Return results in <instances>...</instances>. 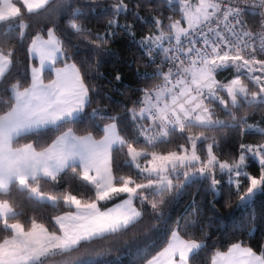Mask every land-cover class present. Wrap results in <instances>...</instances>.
Listing matches in <instances>:
<instances>
[{
	"label": "snow or ice",
	"instance_id": "1",
	"mask_svg": "<svg viewBox=\"0 0 264 264\" xmlns=\"http://www.w3.org/2000/svg\"><path fill=\"white\" fill-rule=\"evenodd\" d=\"M66 2V0H65ZM171 5L173 0H165ZM181 12L180 20L168 18L169 23H151L159 34L145 36L137 41L146 55L158 49L164 60L155 73L145 74L143 79L161 83L142 89L139 107L127 109L129 116L121 118L92 108L89 86L85 82L90 65L85 63L84 72L67 51L64 40L55 27L47 30V39L37 33L30 42L28 52L38 59L39 66H31V82L23 86L19 80L12 82L15 50L0 41V92H10L11 104L0 115V264H49L50 258L62 257L63 264H76L81 255L93 253L90 246L97 240H110L132 234L144 223L146 214L163 219L160 205L163 197L195 181L208 182L213 194L220 195L217 173L228 177L227 183L234 188L241 204L246 207L258 193L264 194V144L240 145L237 160H220L213 151L217 141L205 132L230 127L241 134L260 133L264 128L248 125L247 119L239 120L233 109L264 107V30L253 32L250 20L259 18L264 29V0H176ZM28 14L55 16L62 6L60 0H0V35L11 38L14 31L23 40L28 25L23 22L21 6ZM128 12L124 0H118L112 15L107 36L93 34L77 23L80 13H74L68 25L74 34L97 47L106 44L117 30L131 36L128 27L118 24L117 17ZM136 18L142 20L137 14ZM147 23V22H146ZM167 43V47H165ZM63 67H56L57 62ZM155 64V61H152ZM258 66V67H257ZM166 67L167 71L163 68ZM234 67L238 75L227 83L216 79L219 71ZM45 69L55 78L45 83ZM253 81L258 91H249L244 79ZM120 80V76H116ZM229 98L225 100L224 95ZM222 106L234 121L228 125L214 119L213 105ZM91 109L85 113V109ZM86 117L102 132L96 140L91 133L77 135L71 125ZM97 121H104L103 127ZM243 125H247L245 129ZM124 134H121V127ZM192 129H198L194 134ZM129 132L131 135L129 136ZM183 134L186 144L178 151L161 153L160 146L170 143L169 137ZM35 134L44 139L54 135L46 146L18 144V138ZM210 141V142H209ZM205 150L202 159L197 144ZM218 146V145H217ZM126 156L125 164L137 170L136 178L113 171V153ZM260 166L259 177L246 171V157ZM143 161V162H141ZM243 177L249 184L241 191ZM65 187L56 188L60 180ZM71 181H77L72 191ZM183 181L184 183H180ZM42 184L47 187H42ZM13 191L25 194L35 204L49 205L58 210L63 204L69 210L52 217V230L32 218L26 228L21 223L22 212H17L10 202ZM89 192L87 198L84 193ZM126 194L114 207L102 211L101 201H112ZM150 207V212L148 209ZM195 213V208L193 207ZM196 221H177L168 246L145 264H197L204 245L196 239H183L180 231H188ZM91 264V261H81ZM211 264H264V252L257 254L251 247L233 244L226 253L217 252Z\"/></svg>",
	"mask_w": 264,
	"mask_h": 264
},
{
	"label": "trees",
	"instance_id": "2",
	"mask_svg": "<svg viewBox=\"0 0 264 264\" xmlns=\"http://www.w3.org/2000/svg\"><path fill=\"white\" fill-rule=\"evenodd\" d=\"M117 2L118 0H66V2L60 0L62 6L55 16H52L51 13L43 16L28 14L23 6L19 5L24 18L23 22L28 25V28L24 30L23 40L17 36L16 31L10 34L11 38L0 35V41L6 39L5 47L15 50L12 82L19 80L23 86L30 85L29 69L31 66H37V61L31 58L28 52L31 39L37 33L46 37L47 30L55 27L57 35L64 40L65 45H71L67 47V51L72 57L69 62L75 63L82 73L85 63L91 66L85 82L90 89L92 108L102 109L107 114L127 118L129 116L127 109L139 107L138 102L142 100L143 96L141 90L161 83L159 79H143L145 74L155 73L157 66L151 63L137 41L142 40L145 36L159 34V30L151 23L154 19L160 20L163 27L169 23V17L173 21L181 20L182 14L175 1L168 5L165 0H124L128 12L116 19L118 24L128 27L133 35L130 36L124 30H117L106 44H101L99 47L91 42V38L85 39L77 36L69 28L68 22L73 18V14L80 13L82 15L77 19V23L90 30L93 37L96 35L107 36L110 30L109 21L113 17L111 14L105 16L103 13L105 10L110 13L112 6ZM137 14L142 20L136 18ZM260 59L264 60V56ZM56 67H63V63L58 61ZM117 75L120 76V80L116 79ZM226 75L228 77L224 83L234 77L233 68L219 71L216 79H223ZM53 77V72L44 71L43 78L46 83ZM244 83L249 86V91H258L257 86L250 80L245 78ZM225 96L226 94H224ZM10 104V92H0V115L8 110ZM212 107L216 113L214 119L228 125L234 123L222 106L215 104ZM90 111L91 109H85L86 114ZM233 112L237 120L244 116L248 125H252L254 128H264V107L257 105L250 108L245 107L242 111L233 109ZM97 123L103 127L105 122L97 121ZM71 127L80 136L91 133L96 140L103 137L102 132L93 126L86 117L78 123H73ZM120 127L121 134H124L123 126ZM243 127L246 129L247 125H243ZM192 132L198 134L199 130L192 129ZM128 134L130 136L131 132ZM182 135L177 133L175 136L169 137L170 143L160 146L158 151L161 153L178 151L181 144H186V141L181 138ZM205 135L214 137L217 141L218 146L214 145L213 151L218 158L222 161L228 160L230 163L238 159L241 144L253 146L264 144V135L248 131L241 134L238 129L233 130L230 127L205 132ZM52 139H54V135L51 134L45 136L44 139H40L35 134H29L26 137L18 138V144L34 143L46 146ZM197 150L203 159L206 153L199 143ZM126 159L128 158L124 155L117 157L115 152L113 153L114 173L119 168L120 175L136 178L137 170L129 168L125 164ZM245 165L246 171L252 176L259 177L260 166L251 159L250 155L246 157ZM217 179L220 180V184L217 185L221 192L220 195L213 194L208 182L195 181L190 185H185L180 192L174 189L172 193L163 197L164 202L159 208L163 219L157 220L153 215L146 214L144 223L132 234L110 240L95 241L90 246V251L102 254L96 260L91 261V264H145L146 259H151L167 247L172 232L178 230L176 228L177 221L187 223L196 221V224L189 227L187 232L179 231L183 239H196L204 245L197 264H211L212 257L217 252H227L233 244L238 242L243 246L251 247L257 254L264 252V194L258 193L248 206L238 207L241 201L236 195L235 189L228 186V177L218 172ZM240 179L243 181L241 191H244L249 181L243 177ZM65 183V180L61 179L55 187L62 189L65 187ZM77 186V181H71L69 191L80 197L81 193L75 191ZM42 187L47 186L42 184ZM83 195L84 198H87L91 193L85 192ZM124 198H126V194L115 200L102 203L101 208L108 209ZM10 202L17 212L23 213L20 221L25 224L26 228L31 219L35 218L52 230V217L73 210L66 208L63 204L58 210H53L46 204H35L28 200L25 194L18 191H13ZM150 211L149 207L148 212ZM3 235L4 233L0 232V237Z\"/></svg>",
	"mask_w": 264,
	"mask_h": 264
},
{
	"label": "built area",
	"instance_id": "3",
	"mask_svg": "<svg viewBox=\"0 0 264 264\" xmlns=\"http://www.w3.org/2000/svg\"><path fill=\"white\" fill-rule=\"evenodd\" d=\"M249 27L251 28V30L254 33L258 32V31H261V30H264V29L261 28V25L259 23V18L258 17L257 18H253L252 20H250ZM165 47H167V43H165ZM147 56H148L149 60L151 61V63H152L153 60L155 61L154 65H156V66L160 65L161 61H163L165 59L163 54L158 49H153L151 55H147ZM261 57L262 56H257V59H260ZM163 70L167 71V68L164 67ZM227 77H228V75H226L223 79H220L219 81L224 83Z\"/></svg>",
	"mask_w": 264,
	"mask_h": 264
},
{
	"label": "rangeland",
	"instance_id": "4",
	"mask_svg": "<svg viewBox=\"0 0 264 264\" xmlns=\"http://www.w3.org/2000/svg\"><path fill=\"white\" fill-rule=\"evenodd\" d=\"M173 1H175V0H173ZM181 21V24L182 25H184V26H186V22L185 21H183L182 19L180 20ZM258 67V66H257ZM230 68H233V71H234V73H235V75H234V77L236 76V75H238V73L236 72V70H235V68L234 67H230ZM254 75H261V76H264V73H261V72H256V73H253ZM233 77V78H234ZM232 78V79H233ZM251 81V80H250ZM229 82V81H228ZM251 82H253V81H251ZM254 83V82H253ZM255 84V83H254ZM256 85V84H255ZM247 87H249L248 85H247ZM222 95H224L223 93H222ZM225 98V100L227 99H229L227 96H225L224 97ZM73 211H74V209H73ZM73 255H76V256H78L79 257V259L77 260V262H76V264H81V261H88V260H90V261H93V260H96L97 258H99L101 255H91V256H89V255H87V254H84V255H81V254H78V253H74ZM63 260H64V258H62V257H55L54 259H50L49 260V264H63Z\"/></svg>",
	"mask_w": 264,
	"mask_h": 264
},
{
	"label": "crops",
	"instance_id": "5",
	"mask_svg": "<svg viewBox=\"0 0 264 264\" xmlns=\"http://www.w3.org/2000/svg\"><path fill=\"white\" fill-rule=\"evenodd\" d=\"M175 2H176V0H175ZM44 38L47 39V36L44 37ZM31 58H32V57H31ZM33 59H35V58H33ZM35 60L37 61V66H36V67H38V66H39V61H38V59H35ZM46 70H48V69H45V71H46ZM53 74H54V73H53ZM54 78H55V76L53 77V79H54ZM45 83H46V82H45ZM102 203H105V201H101V202H99V205H98V206H99L100 208H101V204H102ZM114 206H115V205H114ZM114 206H112V207H114ZM101 210H102V211H105V210H107V209H102V208H101ZM181 238H182V237H181ZM171 239H172V236H171ZM171 239H170L169 243L171 242ZM169 243H168V244H169ZM167 246H168V245H167ZM224 253H226V252H224ZM162 264H165V262H164L163 259H162Z\"/></svg>",
	"mask_w": 264,
	"mask_h": 264
}]
</instances>
